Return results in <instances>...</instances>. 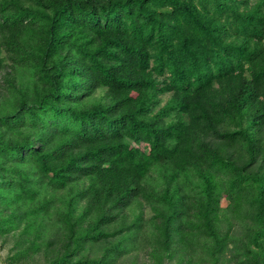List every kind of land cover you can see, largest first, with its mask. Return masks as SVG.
<instances>
[{"label":"trees","instance_id":"16d2710c","mask_svg":"<svg viewBox=\"0 0 264 264\" xmlns=\"http://www.w3.org/2000/svg\"><path fill=\"white\" fill-rule=\"evenodd\" d=\"M1 72L11 261L264 264V0H0Z\"/></svg>","mask_w":264,"mask_h":264},{"label":"rangeland","instance_id":"374dc122","mask_svg":"<svg viewBox=\"0 0 264 264\" xmlns=\"http://www.w3.org/2000/svg\"><path fill=\"white\" fill-rule=\"evenodd\" d=\"M3 72L0 73V79L2 76ZM170 95L165 94L161 96V103L160 105L162 106L163 104L166 103V101L169 99ZM221 205L223 208H225L228 205V200L225 198L222 199ZM154 212L149 206H146L144 208V217L145 218H151L153 216ZM132 215V211L129 212V216ZM19 232L11 233L8 236L5 237H0V264H45V258L43 253H37L34 254V257L28 258V259H23L19 262H14L10 260V256L13 255L16 252L15 248V243L16 240H19ZM137 263L136 264H149V261L146 259V257L143 254H140V257L136 259ZM125 262L123 261L120 264H124Z\"/></svg>","mask_w":264,"mask_h":264}]
</instances>
